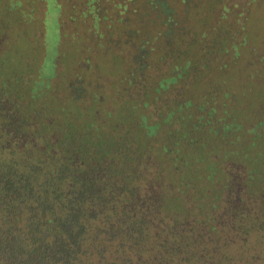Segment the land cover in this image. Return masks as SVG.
Here are the masks:
<instances>
[{"label": "trees", "instance_id": "1", "mask_svg": "<svg viewBox=\"0 0 264 264\" xmlns=\"http://www.w3.org/2000/svg\"><path fill=\"white\" fill-rule=\"evenodd\" d=\"M100 2L0 0V264L262 261L257 41Z\"/></svg>", "mask_w": 264, "mask_h": 264}, {"label": "rangeland", "instance_id": "2", "mask_svg": "<svg viewBox=\"0 0 264 264\" xmlns=\"http://www.w3.org/2000/svg\"><path fill=\"white\" fill-rule=\"evenodd\" d=\"M46 1L48 3L50 12L51 9H53V6H55V0ZM120 1L127 3V6H129V8H132L134 5L137 7L139 6V3H135L132 5L127 0H101L100 3L102 8L110 9L113 8L114 5H117L118 7ZM7 6L8 7H5L4 10H7L8 8L11 10V8H13L11 3L7 4ZM225 8L227 9L225 10ZM139 9L142 12L141 18L144 24L153 25L150 28L148 27L149 32L159 35L163 32V30H167L169 28L168 24L171 22V20H174L173 24H177L176 26L181 28V25H179L178 23H180L181 21L187 22L186 18L191 11H197V13L192 15V17L196 16L198 19L202 18L203 15L207 17V22L204 24L199 23L192 17L188 21V24L194 27L193 30H198L199 32H201L202 30H205L207 32V27L214 28V26H216L218 22H221L222 20H224V18H227L230 22H232L234 28H236V40H238V38L242 39L241 36H243L246 30H248V36H250V38L247 36V40L251 42L257 41V44L252 47V51L257 52V54H264V0H207V2H204L203 0H157L154 2L151 0H141V6H139ZM24 18H27V16ZM162 18L166 20V24L163 23L164 20L162 21ZM106 19L107 18H105V20ZM173 24L171 25V27L174 26ZM55 28L56 26L54 25V19H51L49 21V53H53L55 50V41H53L52 44L50 41L51 39L54 40V38L56 40V37H54L56 33ZM62 36L65 38V40L67 39V43L70 42V39H75V36L73 34L69 35L68 31H64ZM188 36V34L184 35V37L186 38H188ZM198 36L199 33L197 32L195 37L198 38ZM160 39H163V36H161L159 40ZM206 40L207 36H205L204 38H199L197 47L203 45ZM205 44H207V41L205 42ZM216 53L218 52L216 51ZM204 54H207V51H205ZM262 70L263 68L261 65L260 68L254 71V75L256 76L257 73V77L259 78L256 83L257 86L262 83L260 81ZM196 85H199V83ZM195 231L200 230L198 229ZM258 253L260 257L259 259L262 261H259L258 263L256 261H252V264H263L264 239L259 242ZM246 258L247 254L245 253L244 258L240 260V262L236 258H232L231 262L238 261L239 264H247Z\"/></svg>", "mask_w": 264, "mask_h": 264}]
</instances>
